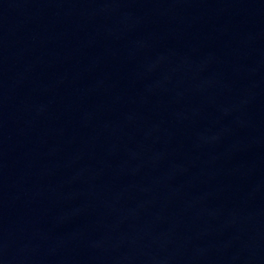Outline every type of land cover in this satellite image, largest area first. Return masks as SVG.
<instances>
[{"label":"water","instance_id":"1","mask_svg":"<svg viewBox=\"0 0 264 264\" xmlns=\"http://www.w3.org/2000/svg\"><path fill=\"white\" fill-rule=\"evenodd\" d=\"M0 264H264V0H0Z\"/></svg>","mask_w":264,"mask_h":264}]
</instances>
